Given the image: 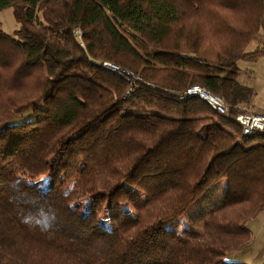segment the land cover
<instances>
[{"label": "trees", "instance_id": "1", "mask_svg": "<svg viewBox=\"0 0 264 264\" xmlns=\"http://www.w3.org/2000/svg\"><path fill=\"white\" fill-rule=\"evenodd\" d=\"M10 7L0 264H235L264 211V133L236 122L254 96L238 62L264 56V0H0ZM195 85L229 115L181 99ZM213 200L202 230L169 228Z\"/></svg>", "mask_w": 264, "mask_h": 264}, {"label": "rangeland", "instance_id": "2", "mask_svg": "<svg viewBox=\"0 0 264 264\" xmlns=\"http://www.w3.org/2000/svg\"><path fill=\"white\" fill-rule=\"evenodd\" d=\"M0 21L2 23L3 30L11 35H14L15 32L20 28V25L17 23L14 16V9L4 8L0 11ZM264 34V30H263ZM259 47L257 42H252L247 48L248 53L255 52ZM259 60H245L242 59L238 62V66L241 72L239 77V82L245 86L250 87L254 90V99L253 105H251V110L256 112H263L264 108V61ZM110 63V62H107ZM113 64V63H112ZM132 75V74H131ZM133 76V75H132ZM135 77V76H133ZM257 93V95H255ZM227 103V102H226ZM228 105V104H227ZM229 106V105H228ZM255 108V109H253ZM41 183H51V177L49 175L44 176L39 180ZM39 182V183H40ZM46 187V186H45ZM44 188V187H43ZM215 200L209 202L208 204H199V201L194 204L189 211V218L187 220L186 214L178 222L171 225L169 228L176 231L178 234H181L187 226L193 223L196 226V229L202 230L205 222V217H201L202 211H212L215 207ZM212 205L211 207H209ZM201 211V212H199ZM248 227L251 232L250 241L242 247L238 252L230 253L227 256L228 261H232L235 264L248 263V264H257V260L264 256V211L253 219ZM244 263V264H245Z\"/></svg>", "mask_w": 264, "mask_h": 264}, {"label": "built area", "instance_id": "3", "mask_svg": "<svg viewBox=\"0 0 264 264\" xmlns=\"http://www.w3.org/2000/svg\"><path fill=\"white\" fill-rule=\"evenodd\" d=\"M102 66L121 77L127 78L126 76L128 75L132 76L129 72L115 64L105 62ZM191 97H196L207 102L222 116L229 115L230 108L225 99L207 91L201 86H191L187 92L181 96V99ZM236 122L241 127L244 135L264 133V113H259L253 110H240V113L236 117Z\"/></svg>", "mask_w": 264, "mask_h": 264}, {"label": "crops", "instance_id": "4", "mask_svg": "<svg viewBox=\"0 0 264 264\" xmlns=\"http://www.w3.org/2000/svg\"><path fill=\"white\" fill-rule=\"evenodd\" d=\"M259 59H261L260 61H264V56L261 57V58H259ZM259 59H258V60H259ZM240 75H241V72H240ZM240 75H239V77H240ZM253 92H254V90H253ZM255 95H257V93H256ZM253 99H254V96H253L252 101H251V105H252V106H254V105H253ZM253 109H255V108H253ZM255 110H256V109H255ZM256 111H257V110H256ZM262 111H263V112H261V113H264V108H262ZM257 262H258L257 264H264V256H262L260 259H258ZM244 263H245V262H244ZM245 264H248V263H245Z\"/></svg>", "mask_w": 264, "mask_h": 264}]
</instances>
